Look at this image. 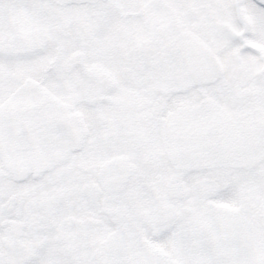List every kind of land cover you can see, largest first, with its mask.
<instances>
[{"label": "snow or ice", "instance_id": "1", "mask_svg": "<svg viewBox=\"0 0 264 264\" xmlns=\"http://www.w3.org/2000/svg\"><path fill=\"white\" fill-rule=\"evenodd\" d=\"M0 264H264V0H0Z\"/></svg>", "mask_w": 264, "mask_h": 264}]
</instances>
